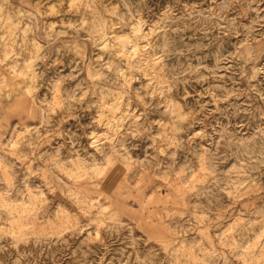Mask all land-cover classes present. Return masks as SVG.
<instances>
[{"label":"rangeland","instance_id":"obj_1","mask_svg":"<svg viewBox=\"0 0 264 264\" xmlns=\"http://www.w3.org/2000/svg\"><path fill=\"white\" fill-rule=\"evenodd\" d=\"M0 264H264V0H0Z\"/></svg>","mask_w":264,"mask_h":264}]
</instances>
